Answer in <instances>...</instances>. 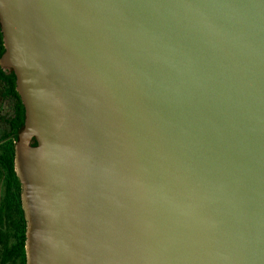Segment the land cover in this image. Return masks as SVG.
<instances>
[{"label":"water","instance_id":"95a60500","mask_svg":"<svg viewBox=\"0 0 264 264\" xmlns=\"http://www.w3.org/2000/svg\"><path fill=\"white\" fill-rule=\"evenodd\" d=\"M0 27L26 264H264V0H0Z\"/></svg>","mask_w":264,"mask_h":264},{"label":"trees","instance_id":"16d2710c","mask_svg":"<svg viewBox=\"0 0 264 264\" xmlns=\"http://www.w3.org/2000/svg\"><path fill=\"white\" fill-rule=\"evenodd\" d=\"M5 51L0 27V57ZM0 179L4 180V196L0 205V242L3 244L2 264H15L25 256L26 219L22 210V186L15 171V142L25 123V108L16 90V76L0 67ZM5 106V110H4ZM34 145L37 142L34 140Z\"/></svg>","mask_w":264,"mask_h":264},{"label":"rangeland","instance_id":"374dc122","mask_svg":"<svg viewBox=\"0 0 264 264\" xmlns=\"http://www.w3.org/2000/svg\"><path fill=\"white\" fill-rule=\"evenodd\" d=\"M3 106V104H1V101H0V110H3L1 109ZM4 110H5V106H4ZM4 196V180L3 179H0V205H1V201H2V198ZM3 244L0 242V264H2V257H3Z\"/></svg>","mask_w":264,"mask_h":264},{"label":"flooded vegetation","instance_id":"af4514ba","mask_svg":"<svg viewBox=\"0 0 264 264\" xmlns=\"http://www.w3.org/2000/svg\"><path fill=\"white\" fill-rule=\"evenodd\" d=\"M1 67V66H0ZM2 68V67H1ZM3 71H5L8 75H10L11 72H13L11 69L8 68H2ZM0 91H3L2 88L0 89ZM1 99V98H0ZM1 113V112H0ZM0 135L2 136V132L0 131ZM22 210H23V206H22ZM24 211V210H23ZM24 218H25V214H24ZM26 243V242H25ZM25 256H26V249H25ZM24 262V254L21 253L20 256H18L16 263L15 264H23ZM27 263V260H26Z\"/></svg>","mask_w":264,"mask_h":264}]
</instances>
